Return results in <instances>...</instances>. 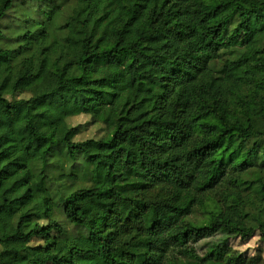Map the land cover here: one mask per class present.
<instances>
[{
	"label": "trees",
	"instance_id": "1",
	"mask_svg": "<svg viewBox=\"0 0 264 264\" xmlns=\"http://www.w3.org/2000/svg\"><path fill=\"white\" fill-rule=\"evenodd\" d=\"M263 32L264 0H0V264H264Z\"/></svg>",
	"mask_w": 264,
	"mask_h": 264
},
{
	"label": "rangeland",
	"instance_id": "2",
	"mask_svg": "<svg viewBox=\"0 0 264 264\" xmlns=\"http://www.w3.org/2000/svg\"><path fill=\"white\" fill-rule=\"evenodd\" d=\"M230 11L231 10H228L227 12L220 14L212 18L210 21L215 22L220 18H224L229 15ZM256 43L259 45H264V32L256 37ZM57 82V73H53V71L49 69L43 70L37 80L25 86V89L28 90V93L25 95V97L28 95L38 96L48 93L57 86ZM8 117L9 116L7 114L6 107L0 103V134L7 131L6 120Z\"/></svg>",
	"mask_w": 264,
	"mask_h": 264
}]
</instances>
